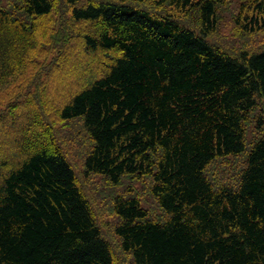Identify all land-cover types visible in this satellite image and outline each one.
I'll list each match as a JSON object with an SVG mask.
<instances>
[{
    "label": "trees",
    "instance_id": "16d2710c",
    "mask_svg": "<svg viewBox=\"0 0 264 264\" xmlns=\"http://www.w3.org/2000/svg\"><path fill=\"white\" fill-rule=\"evenodd\" d=\"M229 1L25 0L24 20L0 9V102L30 70L38 43L28 20L63 3L71 24L54 39L76 80L44 110L39 91V108L29 99L21 112L0 110V264H117L54 124L43 122L52 114L82 121L86 176L111 187L152 177L162 218L134 195L113 203L133 264H264V46L235 53L211 41ZM246 2L238 22L264 31V0ZM75 50L94 56L85 71L72 66ZM236 157L244 162L221 167Z\"/></svg>",
    "mask_w": 264,
    "mask_h": 264
},
{
    "label": "rangeland",
    "instance_id": "374dc122",
    "mask_svg": "<svg viewBox=\"0 0 264 264\" xmlns=\"http://www.w3.org/2000/svg\"><path fill=\"white\" fill-rule=\"evenodd\" d=\"M58 2V0H55ZM25 0H0V9L14 10L15 17L19 16L24 20L21 9L23 8ZM155 0H141L140 6L147 7L149 9L156 7ZM243 0H232L224 5L221 10H218V28L211 37V41L223 49H228L233 52L249 51L254 52L257 49H261L264 46V31L261 32H249L244 31L242 25L238 22V18L243 11ZM245 4H248L245 0ZM65 4H59L58 9L55 10L50 16L41 19L31 18L28 20L29 24L35 25L37 49L31 54L30 70L25 71L14 83L10 92L11 97H6L4 92L2 95L5 97L4 101L0 102V110H6L8 107L19 105V112L22 111V106L26 105L27 101L30 105L28 107L39 108L38 103L31 97L39 95V91L43 98L42 109L44 110L49 106L50 97H54L58 94V88L60 86H68L76 81L69 75V70L65 66H62L61 55L70 57V53H66L63 50L66 46H60L55 42L54 36L64 26L70 28L71 18L65 9ZM153 10V9H152ZM167 12H173L169 7L165 8ZM158 13L162 14L161 11ZM251 13L250 9H245L244 16ZM243 16V17H244ZM191 24H196L198 17L191 15L187 18ZM184 24L186 22H183ZM75 39H72V47ZM70 44V43H69ZM71 47V48H72ZM75 48V47H74ZM71 52L73 51L70 50ZM72 66L75 68L86 70L89 68V63L94 61V56L86 53L84 50H75ZM69 65V64H68ZM60 66V67H59ZM83 68V69H82ZM84 70V71H85ZM27 73V74H26ZM21 94V96H20ZM11 98V99H10ZM48 101V102H47ZM37 115V113L35 114ZM52 114L47 119H44V124L49 126L52 122L55 126L56 140L61 145V151L65 152L68 160L73 166L80 187L84 194L91 201V207L95 214V218L99 227L102 230L103 237L109 242L112 247V252L117 264H133L132 257L126 254L121 249V243L117 236L114 234V228L117 226L118 218L113 212V203L117 195H124L126 198L134 195L140 198L141 204L144 208L149 210L151 217L162 218L163 214L157 206V203L152 196L149 186H152V177H146L141 179H127L121 186L111 187L107 180L100 176H86L84 174V161L92 150V143L87 138V134L83 129V123L81 120H73L69 122H60L53 117ZM21 124V121L18 122ZM27 126V125H26ZM252 130L249 131L248 140L251 142L258 136L256 129L252 124ZM234 158L222 161L221 167H226L231 163L239 162V159ZM219 162L216 163L217 169L212 168L211 177L217 181L218 184L224 182L225 176L221 169Z\"/></svg>",
    "mask_w": 264,
    "mask_h": 264
}]
</instances>
